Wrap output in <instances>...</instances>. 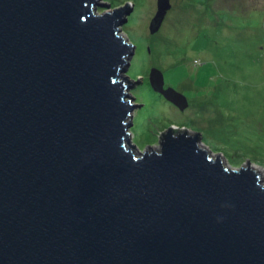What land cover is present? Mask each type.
I'll use <instances>...</instances> for the list:
<instances>
[{"label":"water","instance_id":"1","mask_svg":"<svg viewBox=\"0 0 264 264\" xmlns=\"http://www.w3.org/2000/svg\"><path fill=\"white\" fill-rule=\"evenodd\" d=\"M98 6L0 0V264H264L261 175L189 130L137 150L133 5Z\"/></svg>","mask_w":264,"mask_h":264},{"label":"rangeland","instance_id":"2","mask_svg":"<svg viewBox=\"0 0 264 264\" xmlns=\"http://www.w3.org/2000/svg\"><path fill=\"white\" fill-rule=\"evenodd\" d=\"M101 1L109 6L98 13L133 5L121 28L135 44L125 74L142 77L132 84L139 106L129 133L137 150H148L169 127L198 132L213 157L251 165L264 183V0H169L154 33L158 0ZM154 68L183 108L153 88Z\"/></svg>","mask_w":264,"mask_h":264}]
</instances>
